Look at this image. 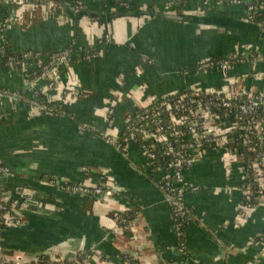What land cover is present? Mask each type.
Returning a JSON list of instances; mask_svg holds the SVG:
<instances>
[{
	"label": "crops",
	"instance_id": "obj_1",
	"mask_svg": "<svg viewBox=\"0 0 264 264\" xmlns=\"http://www.w3.org/2000/svg\"><path fill=\"white\" fill-rule=\"evenodd\" d=\"M81 1L85 12L106 17L126 10L125 14L135 16L98 23L59 16L44 3L0 5V23L12 18L3 34L11 54L30 50L45 55L75 47L59 70L60 89L72 94L62 99L59 92L43 89L48 103L63 100L64 116L59 117L22 101L20 95L26 94L22 74L9 70L0 58V161L12 173L0 178V189L10 202H20L15 213L18 225L1 231L4 253L19 254L29 264L46 263L51 254L68 262L79 254L85 256L82 264H98L96 254L111 264H223L215 243L219 240L228 253L225 264L263 260L264 203L238 218L244 180L239 157L217 148L198 157L184 172L178 190L191 217L184 231L182 255L189 260L184 263L173 253L171 207L162 200L154 180L141 172L144 160L139 148L130 146L127 156L120 157L79 135L77 126L89 124L96 131L120 135L134 111L188 90H235L247 98L264 99V34L148 16L152 9L224 23L243 21L244 7L216 1L204 5L198 0L183 4L179 0ZM121 1L128 8H119ZM85 53L96 54V59L86 62ZM253 53L257 55L251 60ZM230 57L246 58L231 66L228 77L199 71L205 60ZM12 95L19 97L15 100ZM109 110L114 111L111 121ZM50 180L107 185L112 194L102 201L68 195L51 187ZM21 194L30 195L37 205L26 206ZM126 213L131 214L127 228H118L115 218Z\"/></svg>",
	"mask_w": 264,
	"mask_h": 264
},
{
	"label": "built area",
	"instance_id": "obj_2",
	"mask_svg": "<svg viewBox=\"0 0 264 264\" xmlns=\"http://www.w3.org/2000/svg\"><path fill=\"white\" fill-rule=\"evenodd\" d=\"M201 4L216 1L219 5L242 6L246 15L243 21L252 23L254 14H264V0H254L245 3L242 0H198ZM41 0H0V5H19L22 7H37ZM73 11H83L84 5L78 0ZM55 11L57 8L50 5ZM69 6V5H68ZM121 9L128 8L126 2H118ZM58 10V9H57ZM194 15V14H193ZM12 25V18H5L0 23V58L5 66L15 73L22 74L25 80V93L27 99L35 108L50 117L64 116L63 100H59V107L54 112L46 106L40 107L42 97L46 100L47 93L59 92L61 98H68L72 92L61 90L59 86L60 68L69 60L74 46L45 55L34 51H25L16 56L8 51L3 34ZM264 28V26H262ZM106 41L109 36L104 37ZM77 48V47H76ZM79 52L83 50L77 48ZM232 58V57H230ZM227 59H208L199 66L201 72H223L231 66L245 62L246 57H233ZM86 62L96 59V54H84ZM43 63L40 73L36 72L37 65ZM43 83V87L41 86ZM243 96L235 90H188L175 95H168L154 100L150 105L134 111L125 121L120 135L106 131H96L89 124L80 127L93 134L108 146L113 147L124 156H127L130 146L139 148L144 163L141 172L154 180L164 197V202L171 207L174 220L175 238L179 252L182 254L184 231L190 220V211L186 208L183 193L178 190L184 182V172L191 169L198 157H203L211 150L225 149L229 155L239 157L242 162L243 183L240 188L242 204L238 218L250 214L261 202L264 203V153L256 149L257 142L262 140L264 129V115L261 120L251 118L256 113L257 106H264L261 98H248L249 101L240 103L238 99ZM19 97V96H18ZM13 96V99H17ZM108 121H111L114 111H107ZM231 117L234 119L231 121ZM239 134L241 141L233 138L234 133ZM255 132L256 141L249 135ZM122 134L125 138L120 140ZM170 138L174 139L173 145ZM264 148V145H263ZM247 154V155H246ZM157 156L170 157V163L164 167L156 168ZM83 172L87 169L83 168ZM12 176L11 171L0 161V178ZM48 184L61 192H71L80 195H97L109 198L112 189L107 185L89 186L83 183L69 185L65 181L50 180ZM7 195L0 189V237L5 227L16 226L17 208L19 199L6 209L5 203L10 202ZM26 206H29L25 203ZM115 223L122 229L127 228V221L121 217L115 218ZM54 250L53 252H55ZM85 256L79 254L76 258L66 261L56 254L49 255V261H35L33 264H82ZM94 262L98 264H111L101 255H95ZM30 261L22 259L19 254H5L0 240V264H29Z\"/></svg>",
	"mask_w": 264,
	"mask_h": 264
},
{
	"label": "water",
	"instance_id": "obj_3",
	"mask_svg": "<svg viewBox=\"0 0 264 264\" xmlns=\"http://www.w3.org/2000/svg\"><path fill=\"white\" fill-rule=\"evenodd\" d=\"M41 2H43L46 5H53L55 6L58 10L61 11V14L64 15L65 17H68L70 19L79 21L81 19H87L91 22H104V21H111L114 19H118V18H123L125 17H132L135 16V13H126V14H118V13H113L110 15H107L106 17H104L103 15H100L98 13H94V12H85V11H73L66 2L61 1V0H41ZM155 16L161 19H164L166 21H171V22H176V23H182V24H197L198 26H209V27H219V26H226L230 28H233L234 30H246V31H253L256 36H261L262 34H264V28L260 25H256L254 23H249V22H245V21H240V22H236V23H224L221 22L220 20H214L212 18H206L203 15H186V14H182V13H170V14H165V13H155ZM226 59V58H223ZM230 70H224L223 72H221L223 75H225V77H228ZM210 73V72H209ZM66 118V117H63ZM77 132L79 135L81 136H88L90 137L93 141H98L100 142L102 145H104L105 147L110 148L114 153H116L117 155H119L120 157H124L122 153H120L119 151H117L116 149H114L111 146H108L107 144H105L103 141H101L100 139L96 138L93 134H91L90 132L83 130L80 125L77 126ZM136 170V169H135ZM137 171V170H136ZM140 176L143 177V174L138 173ZM157 187V186H156ZM158 191L160 192L159 188L157 187ZM68 195H80V194H75V193H71L68 192ZM162 200L164 201V197L162 195V193L160 192ZM81 196H85L88 198H94V199H98L100 201L106 199L105 196H97V195H81ZM21 199L24 200V202L26 204H28L29 206H35L37 205L36 203H33L31 201V196L28 194H21ZM168 205V204H167ZM194 222L196 223V221L194 220ZM202 229H204L205 231L206 228L201 226ZM212 235V233L210 234ZM213 238V236H212ZM215 241V238H214ZM216 246L220 252V256H221V261L223 264H225L226 258H227V250L224 249L222 247V245L220 244L219 240L215 241ZM173 253L178 257L179 261L182 262H188V258L184 255H182L179 252L178 249V243L177 240L175 238V246L173 249ZM256 264H264V259L261 260L260 262L256 263Z\"/></svg>",
	"mask_w": 264,
	"mask_h": 264
},
{
	"label": "trees",
	"instance_id": "obj_4",
	"mask_svg": "<svg viewBox=\"0 0 264 264\" xmlns=\"http://www.w3.org/2000/svg\"><path fill=\"white\" fill-rule=\"evenodd\" d=\"M61 1H64L65 2V0H61ZM179 1H181V4H183V3H185V1L184 0H179ZM76 2H74V3H68V5H69V7L70 8H75V6H76V4H75ZM180 8V7H179ZM56 11V13L59 15V16H61L62 14H61V11L60 10H55ZM178 11H181V8L178 10ZM122 12V14L124 15L125 14V12H126V10H123V11H121ZM155 13L157 14L158 12H155L154 10H150L149 12H148V16L149 17H151V16H155ZM253 16V20H252V23H254V24H256V25H260V26H264V14H254V15H252ZM256 55L257 54H255V53H253L252 55H251V60L252 59H255V57H256ZM233 58V57H232ZM232 58H230V60L232 59ZM43 66H44V64L42 63H39L38 65H37V69H36V72L37 73H40V71H41V68H43ZM20 98H21V100L22 101H26V102H28L29 104H32V102L31 101H29L27 98H25V96L22 94V95H20ZM42 99H43V101H42V104L40 105V107H43V106H46L48 109H51L52 111H56L57 109H58V107H59V104L58 103H48L43 97H42ZM238 101L240 102V103H243V102H247V101H249L248 100V98L246 97V96H241L239 99H238ZM262 101V103L264 102V99H262L261 100ZM264 115V106H257V108H256V113L254 114V115H252L251 116V118L252 119H254L255 121H259V120H261V117ZM234 118L233 117H231V121L233 120ZM255 132H252V133H250V137L253 139V140H255L256 141V137H255ZM125 135L124 134H122V136H121V138H120V140H123L125 137H124ZM233 138H235L237 141H241L240 140V138H239V134L238 133H234L233 134V136H232ZM261 137H262V140L261 141H259V142H257V146H256V149H257V151L258 152H263L264 153V148H263V145H264V129H263V132H262V134H261ZM170 142L172 143V145H173V142H174V139L173 138H170ZM247 155V154H246ZM170 157H164V156H157V158H156V162H155V165H156V168H161L162 166L164 167V165L167 163H170ZM11 204H13V202H7V203H5V206H6V209H9V207H10V205ZM121 218H123V219H125L126 221H127V223H129V221H130V217H131V214H129V213H126V214H124V215H121L120 216Z\"/></svg>",
	"mask_w": 264,
	"mask_h": 264
}]
</instances>
